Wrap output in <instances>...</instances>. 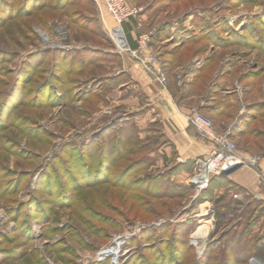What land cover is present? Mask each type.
Masks as SVG:
<instances>
[{
	"label": "rangeland",
	"instance_id": "1",
	"mask_svg": "<svg viewBox=\"0 0 264 264\" xmlns=\"http://www.w3.org/2000/svg\"><path fill=\"white\" fill-rule=\"evenodd\" d=\"M126 2L146 29L181 37L173 64L156 49L166 83L171 71L181 90L194 80L192 107L213 124L218 82L217 100L262 99L241 140L221 132L243 159L264 155V0ZM112 46L95 0H0V264H106L94 253L136 226L121 264H264V213L242 211L237 188L212 192L228 174L196 196L194 161L168 160L158 125L141 129L114 104ZM220 107L232 115L228 101ZM204 198L215 221L206 243L195 232L198 255L190 235Z\"/></svg>",
	"mask_w": 264,
	"mask_h": 264
},
{
	"label": "crops",
	"instance_id": "2",
	"mask_svg": "<svg viewBox=\"0 0 264 264\" xmlns=\"http://www.w3.org/2000/svg\"><path fill=\"white\" fill-rule=\"evenodd\" d=\"M168 29L174 30L175 27H169ZM123 30L131 47L136 46L138 35L150 31V29H146L142 25L139 17H130L125 20ZM167 34L166 28H156V31L152 34L150 43L152 47L159 51V54H162L163 58H166L164 59L166 66L167 64L174 63L171 59L173 55L172 49L181 44L180 36H177L175 39V34ZM116 68V78L118 80L120 79V83L119 90L116 91L117 96L114 98V104L125 107L128 113H133L135 122L141 129L145 128L149 123H158L160 131L166 141L162 146L163 154L168 160L175 159L176 162L181 161V165H190L195 158L205 156L209 152L211 144L196 136L195 128L189 123L186 117L187 112L193 108L192 105H194L195 98L197 97L195 94H192L194 92L192 90L194 80L185 85V88L181 90V88L176 86L175 78L171 71L170 75H167V83L163 87L135 60L127 55L118 56ZM223 84L218 82L217 87L210 92V100L212 101L208 104L213 105V107L210 108L209 113L217 117L213 121V126L218 132L225 129L231 131L232 135L238 140H241L244 136L243 132L245 131V127L249 128L257 121V105L261 103L262 99L259 98L255 102H245L234 92H231L228 95L224 94V97L217 100L220 92L225 93L222 90ZM218 88L221 89L220 92ZM227 101L233 107L232 115L227 116L225 114L223 116V113L217 116L220 112L219 110L222 109L220 106ZM251 104L253 106L247 108ZM201 105L199 106L202 107ZM227 112L228 108L226 110ZM260 137L263 138L264 134ZM250 138H253V136ZM245 153L249 156V161L255 162L258 165L259 171L264 173L263 153L258 152V158L251 155L254 152L245 151ZM259 171L250 166H238L224 177L225 182L213 187L212 192H214L215 197L221 195L225 197V193L232 192L230 188H237L241 191L240 194H244L245 196L242 199V211L245 210L247 214L253 212L258 213L260 211L264 213V190L259 185ZM242 195L239 196L241 197ZM221 201L222 199L219 202ZM263 218L264 215L260 216L257 223L260 224Z\"/></svg>",
	"mask_w": 264,
	"mask_h": 264
},
{
	"label": "built area",
	"instance_id": "3",
	"mask_svg": "<svg viewBox=\"0 0 264 264\" xmlns=\"http://www.w3.org/2000/svg\"><path fill=\"white\" fill-rule=\"evenodd\" d=\"M102 21L103 29L112 42L113 49L120 55H127L135 60L153 79L163 87L166 85V73L159 61L158 52L151 46V38L154 32L149 31L137 36L136 46L131 47L126 39L123 30V23L130 17H135L139 9L130 6L126 0H95ZM199 62H196V65ZM182 76H177V84L181 85ZM187 120L195 128L196 136L211 144L209 152L205 156L197 157L194 161V176L192 183L195 184V195L204 192L214 176H221L229 167L247 163L250 167L259 171L258 165L253 161L243 159L237 152L236 144L229 132H218L215 130L212 121L197 109H190L186 114ZM259 181L264 186V173L259 171ZM239 194L234 193L233 198ZM199 213L196 214L198 224L196 229L190 235V244L196 248L198 255V245L195 244L194 234L205 222L207 226L201 229L205 232V243L208 235L213 229L215 221V207L211 199L204 198L198 205ZM161 221L155 223L160 225ZM139 228L134 227L132 231L115 236L105 247L94 253L93 259L97 262H106V264H121L122 256L126 254L124 248L128 239L137 235ZM202 235V234H200ZM255 259L252 260V262Z\"/></svg>",
	"mask_w": 264,
	"mask_h": 264
},
{
	"label": "bare ground",
	"instance_id": "4",
	"mask_svg": "<svg viewBox=\"0 0 264 264\" xmlns=\"http://www.w3.org/2000/svg\"><path fill=\"white\" fill-rule=\"evenodd\" d=\"M206 226H207V224H204L196 234H200L201 229H202V228H205ZM204 233H205V232H202L201 234L204 235ZM197 236H198V235H197ZM204 240H205V236H204ZM203 248H204V247L202 246V247L200 248V250H203ZM200 252H201V251H200ZM255 264H262V263H261L260 261H257V260H256Z\"/></svg>",
	"mask_w": 264,
	"mask_h": 264
},
{
	"label": "water",
	"instance_id": "5",
	"mask_svg": "<svg viewBox=\"0 0 264 264\" xmlns=\"http://www.w3.org/2000/svg\"><path fill=\"white\" fill-rule=\"evenodd\" d=\"M237 167H238V165L233 166V167H229L226 171H224V174H229V173H231V172H232L235 168H237ZM191 186L194 187L195 184H194V183H191Z\"/></svg>",
	"mask_w": 264,
	"mask_h": 264
},
{
	"label": "trees",
	"instance_id": "6",
	"mask_svg": "<svg viewBox=\"0 0 264 264\" xmlns=\"http://www.w3.org/2000/svg\"><path fill=\"white\" fill-rule=\"evenodd\" d=\"M113 47V46H112ZM153 123H155V124H157L158 125V123L157 122H153ZM158 128H159V125H158ZM159 134H160V136H161V138H162V140H163V144H165L166 143V141L164 140V137H163V134L161 133V131H160V128H159Z\"/></svg>",
	"mask_w": 264,
	"mask_h": 264
}]
</instances>
